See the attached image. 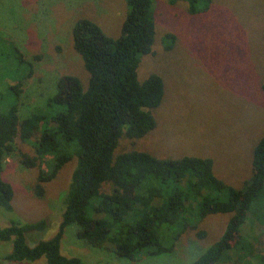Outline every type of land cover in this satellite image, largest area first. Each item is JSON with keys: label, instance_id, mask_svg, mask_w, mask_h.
<instances>
[{"label": "trees", "instance_id": "1", "mask_svg": "<svg viewBox=\"0 0 264 264\" xmlns=\"http://www.w3.org/2000/svg\"><path fill=\"white\" fill-rule=\"evenodd\" d=\"M185 1L191 14L206 12L211 2ZM125 2L128 11L116 39L89 19L74 23L72 45L88 74L87 86L75 76L60 77L54 95L46 100L47 112L39 110L19 120L14 102L23 79L31 76L32 64L11 49L15 64L27 72L14 85L5 81L10 65L0 64V207L13 210V188L1 175L8 157L17 155L25 168L39 167L37 196L76 158L55 235L30 247L26 235L44 231L45 220L0 227V242L11 245L6 261L22 264L43 258L46 264H85L61 253L70 225L77 227L78 239L96 248L107 246L117 258L159 256L172 252L180 237L206 217L228 214L221 236L190 263L220 264L229 259L247 223L264 226V134L252 151V174L240 189L215 175L209 157L160 158L138 150L115 155L123 137L135 141L155 129L154 111L164 97L160 76L151 74L140 81L137 74L155 41L154 0ZM174 41L172 34L166 35L165 49H172ZM5 98L11 103H4ZM17 140L31 143L34 155L19 151ZM235 248L239 256L245 255L246 246Z\"/></svg>", "mask_w": 264, "mask_h": 264}, {"label": "rangeland", "instance_id": "2", "mask_svg": "<svg viewBox=\"0 0 264 264\" xmlns=\"http://www.w3.org/2000/svg\"><path fill=\"white\" fill-rule=\"evenodd\" d=\"M127 11L125 0H0V64L10 65L5 81L14 85L27 73L15 64L12 48L32 64L14 102L20 121L48 111L46 100L60 77L75 76L87 86L88 74L72 45L74 23L89 19L116 39ZM153 13L155 41L137 74L140 81L151 74L163 80L164 97L154 111L157 124L141 139L123 137L115 155L138 150L160 158L209 157L215 175L240 189L252 174V151L264 134V0H211L209 9L199 14H191L185 0H154ZM168 34L175 37L170 50L165 49ZM17 146L34 155L31 143L17 140ZM75 166L73 156L37 196L39 167L25 168L17 155L5 159L1 175L14 198L12 211L0 207V227L45 220L44 231L26 235L30 247L54 236ZM229 217L210 215L187 230L172 252L134 261L117 258L107 246H90L70 225L61 253L85 264H190L217 241ZM240 244L246 246L244 256L235 248ZM10 250L9 243L0 242V264H15L4 259ZM228 254L220 264H264V226L247 223ZM22 264L46 263L42 258Z\"/></svg>", "mask_w": 264, "mask_h": 264}]
</instances>
